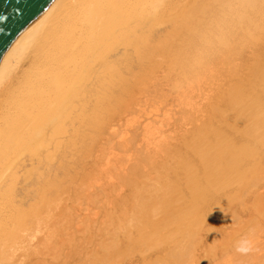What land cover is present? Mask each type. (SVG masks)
Instances as JSON below:
<instances>
[{
	"label": "bare ground",
	"instance_id": "obj_1",
	"mask_svg": "<svg viewBox=\"0 0 264 264\" xmlns=\"http://www.w3.org/2000/svg\"><path fill=\"white\" fill-rule=\"evenodd\" d=\"M0 264H264V0H53L20 31Z\"/></svg>",
	"mask_w": 264,
	"mask_h": 264
},
{
	"label": "water",
	"instance_id": "obj_2",
	"mask_svg": "<svg viewBox=\"0 0 264 264\" xmlns=\"http://www.w3.org/2000/svg\"><path fill=\"white\" fill-rule=\"evenodd\" d=\"M53 0H0V57L17 34L36 20Z\"/></svg>",
	"mask_w": 264,
	"mask_h": 264
},
{
	"label": "clouds",
	"instance_id": "obj_3",
	"mask_svg": "<svg viewBox=\"0 0 264 264\" xmlns=\"http://www.w3.org/2000/svg\"><path fill=\"white\" fill-rule=\"evenodd\" d=\"M235 250L242 255H247L254 250V241L250 236H243L237 241Z\"/></svg>",
	"mask_w": 264,
	"mask_h": 264
},
{
	"label": "rangeland",
	"instance_id": "obj_4",
	"mask_svg": "<svg viewBox=\"0 0 264 264\" xmlns=\"http://www.w3.org/2000/svg\"><path fill=\"white\" fill-rule=\"evenodd\" d=\"M172 102V101H171Z\"/></svg>",
	"mask_w": 264,
	"mask_h": 264
}]
</instances>
